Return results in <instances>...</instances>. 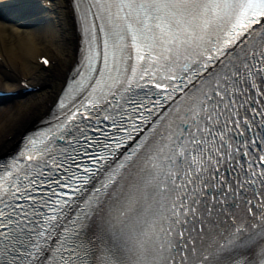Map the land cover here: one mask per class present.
Segmentation results:
<instances>
[{
	"label": "snow or ice",
	"instance_id": "6c2138e0",
	"mask_svg": "<svg viewBox=\"0 0 264 264\" xmlns=\"http://www.w3.org/2000/svg\"><path fill=\"white\" fill-rule=\"evenodd\" d=\"M75 9L59 111L0 161V264H264V0Z\"/></svg>",
	"mask_w": 264,
	"mask_h": 264
},
{
	"label": "bare ground",
	"instance_id": "6f19581e",
	"mask_svg": "<svg viewBox=\"0 0 264 264\" xmlns=\"http://www.w3.org/2000/svg\"><path fill=\"white\" fill-rule=\"evenodd\" d=\"M16 6L0 14V88L14 89L0 96V153L16 147L49 110L77 58L80 37L71 0H42L38 11L32 4ZM41 53L47 65L38 60Z\"/></svg>",
	"mask_w": 264,
	"mask_h": 264
}]
</instances>
